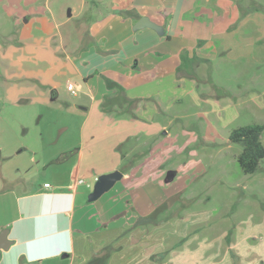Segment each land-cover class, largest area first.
<instances>
[{
  "label": "rangeland",
  "instance_id": "374dc122",
  "mask_svg": "<svg viewBox=\"0 0 264 264\" xmlns=\"http://www.w3.org/2000/svg\"><path fill=\"white\" fill-rule=\"evenodd\" d=\"M29 1L18 0L11 4V0H0V111L8 113L5 120L10 124L11 110L15 109L11 105V48L30 43L21 40L19 35L25 28L29 30V26L18 16L14 25L15 16L11 15L28 9ZM32 2L39 12L50 18L51 34L48 40L32 39V44L38 47L48 41L41 52L30 59L22 58L24 53L18 54L21 58L17 60L37 64L41 73L45 72L44 66L53 71L51 61L54 59L45 48L53 51L63 43L71 52L72 45L80 44L81 50H91L97 57L92 54L91 58L90 54V58H85L81 71L95 73L100 71L99 64L121 62L126 57V48L132 49L143 40L142 32L147 29H134L139 13H146L165 25V20L174 15L175 1ZM187 7H191L190 13ZM217 7L223 9L225 20L214 27L200 13L212 15V8ZM180 14V20L189 22L185 33L197 39L198 47L217 34L220 37L215 42L220 50L213 56L212 45L200 53L195 48L194 54L188 47L184 59L171 73L123 90L127 100L121 103L123 108L118 109L117 114L134 118L135 112H131L138 108L140 121H146L145 125L154 123L158 132L153 138L144 132L129 137L124 145L127 148L136 145L134 152L130 151L136 153V157L128 158V163L125 160L116 169L126 167V171L132 173L133 184L149 181L159 187L176 189L175 195L159 203L154 215H149L153 217L148 219L160 225V234L169 241H162L159 263L183 264L185 248L191 256L190 261L184 260L185 264H230L228 251L233 248L240 253L243 264L258 259L257 264H264L260 261L264 252H261L262 257L258 255L260 251L258 254L248 252L252 245L264 241V158L255 173L245 174L236 160L241 145L228 140L230 130L235 127L264 123V0H178L175 16ZM191 16H196L193 23ZM103 55H107L105 59ZM52 71L38 77L47 81ZM57 74L61 83L59 98L47 104L32 103L33 109L38 111L28 117L33 124L56 125L57 120L65 118L61 110L66 106H83L81 97L86 96L82 78ZM68 80L82 87L79 97L66 89ZM147 96L154 99H144ZM104 104L110 107V99L103 101ZM71 124L78 125L74 121ZM261 140L264 145V130ZM134 159L137 162L133 165L130 161ZM146 224L144 221L143 225ZM243 236L247 237V244H231L235 239L240 242ZM175 240L179 244L173 246ZM260 246L264 249V245Z\"/></svg>",
  "mask_w": 264,
  "mask_h": 264
},
{
  "label": "crops",
  "instance_id": "0c3cea01",
  "mask_svg": "<svg viewBox=\"0 0 264 264\" xmlns=\"http://www.w3.org/2000/svg\"><path fill=\"white\" fill-rule=\"evenodd\" d=\"M174 1V15L165 20V25L146 13H139L135 20L148 17L162 26V34L150 27L139 28L147 29L142 32L143 40L132 49L126 48L125 59L99 64L100 71L95 73L81 71L83 63L86 64L85 58H90V54L93 58L95 53L81 50L80 44L72 45L71 52L63 43L53 51L46 47L54 59L51 61L53 71L44 66L45 72L41 73L37 64L18 61L21 56L30 59L42 51L40 49L48 41L39 48L32 44V39L44 37L48 40L51 21L34 7L32 0L28 9L12 11L14 25L18 16L24 19L26 27L29 26V30L25 28L19 35L21 40L30 43L11 48V105L15 107L10 114L11 124L5 120L8 113L0 111V235L3 233L0 246L7 245L0 247V264H175L158 262L163 239L169 241L160 234V225L153 219L148 222L155 207L175 195V188L159 187L149 181L133 184L130 181L132 173L126 171L122 181H117L97 199L88 200L97 176L118 168L132 156L136 157L133 150L137 146L127 148L124 145L129 137L144 132L153 138L158 132L154 123L145 125L146 121H140L138 108L131 109V113L135 112L134 118L117 114V110L123 108L121 103L127 100L123 90L171 73L184 59L188 47L194 54L195 48L200 53L212 45V55L218 54L219 46L215 40L220 36L214 33L216 38L212 35L198 47L197 39L190 38L184 31L188 19L182 21L181 14L175 16L178 0ZM17 2L11 0L10 3ZM187 8L190 13L191 7ZM212 9V15L200 13V16L204 15V20L217 27L225 20V15L223 9ZM195 17L191 16L192 23ZM157 18L160 20L159 16ZM50 26H53L52 22ZM51 71L47 81L38 77ZM57 73L82 78L84 95L90 100L81 97L83 106H66L61 110L65 118L57 120L56 125L33 124L28 121L29 116L38 112L33 109V104L41 101L47 104L59 98L61 83L56 78ZM68 83H72L75 90L70 92L79 97L82 87L69 80ZM108 99L110 107L102 105ZM73 121L78 125L73 126ZM131 162L134 165L137 161ZM172 190L175 191L171 193ZM176 240L172 241L173 246ZM238 241L235 239L231 244H247V237ZM260 245H264V241L252 245L248 252L258 254L260 251V255L264 252ZM182 253L185 264L191 256L185 248ZM228 253L230 264H243L236 250L230 248ZM258 260L251 264H257ZM260 261H264V256Z\"/></svg>",
  "mask_w": 264,
  "mask_h": 264
},
{
  "label": "trees",
  "instance_id": "16d2710c",
  "mask_svg": "<svg viewBox=\"0 0 264 264\" xmlns=\"http://www.w3.org/2000/svg\"><path fill=\"white\" fill-rule=\"evenodd\" d=\"M263 130L264 123L254 122L235 127L228 134L229 142L241 145L236 160L245 174L255 173L264 158V145L261 140ZM120 170L125 172L126 167H121Z\"/></svg>",
  "mask_w": 264,
  "mask_h": 264
},
{
  "label": "water",
  "instance_id": "95a60500",
  "mask_svg": "<svg viewBox=\"0 0 264 264\" xmlns=\"http://www.w3.org/2000/svg\"><path fill=\"white\" fill-rule=\"evenodd\" d=\"M142 27H150L154 29L159 34L163 33L162 26L150 21L148 17L142 16L136 22L134 29H139ZM123 177V172L120 169H115L107 173L100 174L97 176L92 191L88 195V200L93 201L100 197L103 193L108 191L117 181ZM0 238H3V233H1ZM0 247L6 248L7 245H1Z\"/></svg>",
  "mask_w": 264,
  "mask_h": 264
},
{
  "label": "built area",
  "instance_id": "2783aa9c",
  "mask_svg": "<svg viewBox=\"0 0 264 264\" xmlns=\"http://www.w3.org/2000/svg\"><path fill=\"white\" fill-rule=\"evenodd\" d=\"M67 89H68L69 91H71L72 93H74V92H75V90H74V88H73V84H72V83H68V84H67Z\"/></svg>",
  "mask_w": 264,
  "mask_h": 264
}]
</instances>
